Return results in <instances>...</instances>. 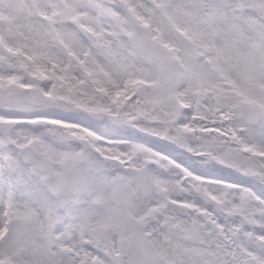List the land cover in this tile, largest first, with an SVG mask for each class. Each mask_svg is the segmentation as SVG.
<instances>
[{"label":"snow or ice","instance_id":"obj_1","mask_svg":"<svg viewBox=\"0 0 264 264\" xmlns=\"http://www.w3.org/2000/svg\"><path fill=\"white\" fill-rule=\"evenodd\" d=\"M0 264H264V0H0Z\"/></svg>","mask_w":264,"mask_h":264}]
</instances>
